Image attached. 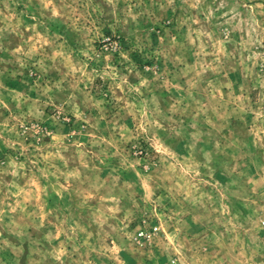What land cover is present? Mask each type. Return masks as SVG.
Wrapping results in <instances>:
<instances>
[{
    "label": "rangeland",
    "instance_id": "obj_1",
    "mask_svg": "<svg viewBox=\"0 0 264 264\" xmlns=\"http://www.w3.org/2000/svg\"><path fill=\"white\" fill-rule=\"evenodd\" d=\"M264 0H0V264H264Z\"/></svg>",
    "mask_w": 264,
    "mask_h": 264
},
{
    "label": "built area",
    "instance_id": "obj_2",
    "mask_svg": "<svg viewBox=\"0 0 264 264\" xmlns=\"http://www.w3.org/2000/svg\"><path fill=\"white\" fill-rule=\"evenodd\" d=\"M261 226H262V228H264V218L261 220Z\"/></svg>",
    "mask_w": 264,
    "mask_h": 264
}]
</instances>
